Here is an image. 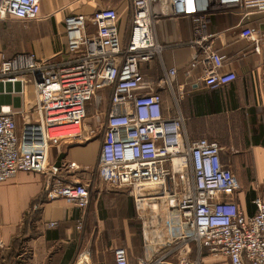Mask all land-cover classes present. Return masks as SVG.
<instances>
[{"label": "built area", "instance_id": "2783aa9c", "mask_svg": "<svg viewBox=\"0 0 264 264\" xmlns=\"http://www.w3.org/2000/svg\"><path fill=\"white\" fill-rule=\"evenodd\" d=\"M161 1L166 9L156 10ZM130 3L126 45L120 40L117 10L106 7L90 18L83 14L65 18V50L71 55L66 60L52 61L34 52L11 58L0 55V83L22 91L29 79L37 96L35 118L20 128L10 108L1 106L0 183L18 172L42 173L46 199L62 198L85 210L89 185L54 175L48 166V151L59 142L80 143L97 136L95 126L100 124L97 175L105 183L129 188L142 220L143 253L137 264H201L203 250L226 257L230 264H264V199L253 198V214L239 207L235 195L240 186L221 162L218 143L207 138L188 141L181 112L165 116L160 94L148 88L140 71L142 63L160 56L163 47L155 39L154 26L159 17L171 14L191 22L187 44L196 50L191 67L202 62L205 84L214 89L234 80V71L220 70L224 57L211 46L210 14L234 8L264 11V0ZM39 13L40 0H0V20L5 16L36 19ZM240 35L259 50L251 29ZM175 74L174 67L166 70L168 84ZM105 91L109 93L106 107H96L93 125L85 124L88 106L101 101ZM70 127L77 131L59 133ZM153 205L158 206L156 213ZM56 224L48 222L49 227ZM193 251L198 257L190 258ZM113 259L114 264H129L124 247L113 250ZM72 264L93 263L84 250Z\"/></svg>", "mask_w": 264, "mask_h": 264}, {"label": "crops", "instance_id": "0c3cea01", "mask_svg": "<svg viewBox=\"0 0 264 264\" xmlns=\"http://www.w3.org/2000/svg\"><path fill=\"white\" fill-rule=\"evenodd\" d=\"M106 7L117 10L120 40L126 45L130 0H40L36 19L5 16L0 20V55L11 58L34 52L40 58L66 60L71 55L65 50V18L74 14L90 18ZM89 25L94 31V26ZM245 29L252 30L258 51L252 40L240 35ZM207 32L212 48L224 57L220 70L234 71V80L214 89L205 84L202 62L191 67L196 54L195 48L187 44L192 36L191 22L171 14L159 17L154 26L155 39L163 47L160 56L142 63L140 71L148 88L160 94L164 115L181 112L188 141L207 138L218 143L221 162L230 168L240 186L236 202L246 214H253V198L264 199V11L234 8L212 13ZM171 67L176 74L168 84L165 72ZM35 104L36 94L29 79L22 91L18 86L12 91L11 84L0 83V109L10 108L18 128L35 118ZM100 142L101 134L81 143L60 142L48 151V166L54 175L89 185L90 201L85 210L62 198L46 199L42 173L18 172L0 183V251L8 249L18 235L33 233V241L50 247L41 255L33 251L34 264H40L43 256L50 263L72 264L83 232L89 233L92 240L94 232L102 231L108 235L124 234L118 247L129 248L133 222L138 220L134 201L126 189L98 179ZM49 221L57 224L49 227ZM127 252L129 264H137L141 253L134 257ZM195 257L198 255L193 251L190 258ZM200 262L230 264L226 257L207 251H202Z\"/></svg>", "mask_w": 264, "mask_h": 264}, {"label": "rangeland", "instance_id": "374dc122", "mask_svg": "<svg viewBox=\"0 0 264 264\" xmlns=\"http://www.w3.org/2000/svg\"><path fill=\"white\" fill-rule=\"evenodd\" d=\"M108 97L109 93L108 91H105L101 95V101L98 100L88 106L86 118L84 121L85 124L88 125L90 123L93 125V113L95 111V108L99 107L101 110H103L107 105ZM95 129L97 131V135L101 134L102 128L100 124H97L95 126ZM98 179L100 180L99 176ZM102 183H104V181ZM110 185L112 187L117 186L116 184ZM126 193L128 194V192ZM161 209H163V206H161ZM133 228V239H131V245L127 250L132 254V256L137 257L140 253H143L142 220L139 218L138 220L134 219ZM80 231H82V229ZM123 235L124 234L119 232H115L113 235H108L103 231L99 233L94 232L92 235V240H90V234L87 232H83V238L78 248V252H82L84 250L88 251L93 264H113V250L121 245L120 242H122L121 239L123 238ZM33 238H35L33 233H29L26 235L22 233V235H18L13 240L11 246L8 249H2L0 251V264H34V260L32 261L33 251H39L37 253H40L38 255H41L43 251L47 250L50 247L44 243L33 241ZM87 242H89L90 244H88ZM40 264L55 263H50V261L45 258V256H43V258L40 259Z\"/></svg>", "mask_w": 264, "mask_h": 264}, {"label": "bare ground", "instance_id": "6f19581e", "mask_svg": "<svg viewBox=\"0 0 264 264\" xmlns=\"http://www.w3.org/2000/svg\"><path fill=\"white\" fill-rule=\"evenodd\" d=\"M155 9H160V10H165L166 9V5H165V2H163V1H161V2H159L156 6H155ZM36 99H37V96H36ZM77 131V128L76 127H70V128H65V129H62L59 133L60 134H71V133H74V132H76ZM63 132H65V133H63ZM114 187H117V188H124V189H126V191L129 193L130 192V190H129V188H126L125 186H114ZM158 208V206L157 205H153L152 206V209H153V211H155V213H156V209Z\"/></svg>", "mask_w": 264, "mask_h": 264}]
</instances>
